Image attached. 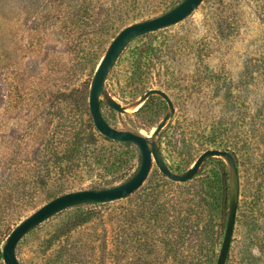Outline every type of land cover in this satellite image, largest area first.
I'll use <instances>...</instances> for the list:
<instances>
[{"label":"rangeland","instance_id":"374dc122","mask_svg":"<svg viewBox=\"0 0 264 264\" xmlns=\"http://www.w3.org/2000/svg\"><path fill=\"white\" fill-rule=\"evenodd\" d=\"M180 1L0 0V264L11 230L48 200L135 174L132 142L117 144L115 165L82 161L64 177L48 175L50 150L64 151L70 116L93 122L91 81L119 30ZM105 88L131 108L151 88L168 92L175 109L157 141L172 170L207 148L233 154L240 192L225 264H264V0H203L177 24L132 40ZM100 108L114 127L144 134L169 110L158 94L124 112L101 97ZM229 181L222 157L187 182L154 163L136 191L56 213L20 239L16 255L22 264H216Z\"/></svg>","mask_w":264,"mask_h":264},{"label":"water","instance_id":"95a60500","mask_svg":"<svg viewBox=\"0 0 264 264\" xmlns=\"http://www.w3.org/2000/svg\"><path fill=\"white\" fill-rule=\"evenodd\" d=\"M203 0H181L177 5L156 16L147 17L133 21L125 25L113 37L106 52L102 56L91 81L89 92V108L96 128L105 136L123 142H132L140 150V165L133 176L126 181L104 188H82L66 191L51 198L32 213L21 220L9 233L3 249L2 257L6 264H22L17 255L16 247L20 239L30 230L49 219L56 213L78 204L104 203L124 198L142 186L147 179L150 170L155 163L160 171L170 180L176 182H187L192 179L200 169L201 165L210 157H222L228 164L229 181V204L226 229L218 254L216 264H225L231 240L234 232L236 213L239 202V172L233 154L223 148H207L194 161V163L183 172L172 170L163 158L157 137L167 121L174 113V102L168 92L160 88H151L143 93L139 100L132 106L136 107L153 94L164 98L169 110L157 123L151 133L144 134L137 129H119L111 125L104 117L100 102L101 97L111 107L120 112L126 111L127 106L116 100L105 88L107 76L123 49L137 37L170 27L190 15Z\"/></svg>","mask_w":264,"mask_h":264},{"label":"trees","instance_id":"16d2710c","mask_svg":"<svg viewBox=\"0 0 264 264\" xmlns=\"http://www.w3.org/2000/svg\"><path fill=\"white\" fill-rule=\"evenodd\" d=\"M80 119L70 116L65 122V135L63 136L65 139L59 143L65 145L64 151H57L55 147L50 146L52 150H50L49 159L53 158V162L48 167L49 176L52 173H59V175H63L62 177L67 176L74 164L82 161L91 164L96 160L107 159L108 165L113 166L118 160H123L122 156L117 153V144H128L129 142H122L105 136L96 128L92 120L85 122L82 116ZM106 142L110 144L106 145ZM36 167V170H39L37 165Z\"/></svg>","mask_w":264,"mask_h":264},{"label":"bare ground","instance_id":"6f19581e","mask_svg":"<svg viewBox=\"0 0 264 264\" xmlns=\"http://www.w3.org/2000/svg\"><path fill=\"white\" fill-rule=\"evenodd\" d=\"M138 106H139V105H138ZM138 106H136V107H132V108L127 106L126 110H127V111H130V110L138 109Z\"/></svg>","mask_w":264,"mask_h":264}]
</instances>
